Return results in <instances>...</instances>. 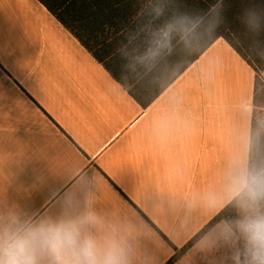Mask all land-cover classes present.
Returning <instances> with one entry per match:
<instances>
[{
  "label": "crops",
  "instance_id": "0c3cea01",
  "mask_svg": "<svg viewBox=\"0 0 264 264\" xmlns=\"http://www.w3.org/2000/svg\"><path fill=\"white\" fill-rule=\"evenodd\" d=\"M256 78L220 38L145 108L39 0H0V236L91 216L102 253L167 264L247 190ZM173 264H247L240 231Z\"/></svg>",
  "mask_w": 264,
  "mask_h": 264
},
{
  "label": "trees",
  "instance_id": "16d2710c",
  "mask_svg": "<svg viewBox=\"0 0 264 264\" xmlns=\"http://www.w3.org/2000/svg\"><path fill=\"white\" fill-rule=\"evenodd\" d=\"M39 1L145 108L220 38L256 70L257 103L264 72V0ZM250 174L264 175V139L258 149L254 132ZM236 202L167 264H173L216 223L224 220L235 230ZM258 203L264 206V198Z\"/></svg>",
  "mask_w": 264,
  "mask_h": 264
},
{
  "label": "clouds",
  "instance_id": "9594fccd",
  "mask_svg": "<svg viewBox=\"0 0 264 264\" xmlns=\"http://www.w3.org/2000/svg\"><path fill=\"white\" fill-rule=\"evenodd\" d=\"M248 207L264 198V175L245 180ZM91 216L43 221L21 226L0 236V264H123L114 251L102 253L86 232ZM246 239L249 264H264V216L248 217L240 224Z\"/></svg>",
  "mask_w": 264,
  "mask_h": 264
},
{
  "label": "rangeland",
  "instance_id": "374dc122",
  "mask_svg": "<svg viewBox=\"0 0 264 264\" xmlns=\"http://www.w3.org/2000/svg\"><path fill=\"white\" fill-rule=\"evenodd\" d=\"M259 81L260 87L257 93V103L254 107V139L257 142L258 149L260 148V144L264 139V85L261 79ZM258 154H260L259 150ZM246 192H244V194L237 200L236 214L232 218L235 219V226L240 231L244 247L245 259L247 261V264H249L248 257L246 256V239L244 234L240 230V224L248 217H254L256 215L264 216V206H261L259 203H257L253 207H248V197L246 195Z\"/></svg>",
  "mask_w": 264,
  "mask_h": 264
},
{
  "label": "built area",
  "instance_id": "2783aa9c",
  "mask_svg": "<svg viewBox=\"0 0 264 264\" xmlns=\"http://www.w3.org/2000/svg\"><path fill=\"white\" fill-rule=\"evenodd\" d=\"M260 79H261V81H262V83L264 85V72L260 73Z\"/></svg>",
  "mask_w": 264,
  "mask_h": 264
}]
</instances>
